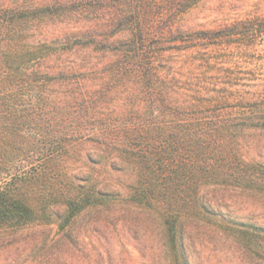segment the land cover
Listing matches in <instances>:
<instances>
[{
    "label": "trees",
    "instance_id": "trees-1",
    "mask_svg": "<svg viewBox=\"0 0 264 264\" xmlns=\"http://www.w3.org/2000/svg\"><path fill=\"white\" fill-rule=\"evenodd\" d=\"M206 1L0 0V241L120 206L191 264L195 229H241L225 194L264 195V6L192 19Z\"/></svg>",
    "mask_w": 264,
    "mask_h": 264
},
{
    "label": "rangeland",
    "instance_id": "rangeland-1",
    "mask_svg": "<svg viewBox=\"0 0 264 264\" xmlns=\"http://www.w3.org/2000/svg\"><path fill=\"white\" fill-rule=\"evenodd\" d=\"M223 1L237 6L217 12ZM263 6L264 0H207L192 19L244 18ZM225 197L241 229L217 224L195 229L189 239L191 264H264V195L233 189ZM66 231L58 223L20 230L0 241V264H172L174 259L159 222L120 206L108 217L82 215Z\"/></svg>",
    "mask_w": 264,
    "mask_h": 264
}]
</instances>
